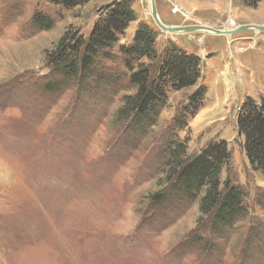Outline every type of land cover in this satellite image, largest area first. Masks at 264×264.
I'll return each mask as SVG.
<instances>
[{"label": "rangeland", "instance_id": "1", "mask_svg": "<svg viewBox=\"0 0 264 264\" xmlns=\"http://www.w3.org/2000/svg\"><path fill=\"white\" fill-rule=\"evenodd\" d=\"M117 1L65 8L0 0V264H264V173L249 165L236 127L243 102L264 98V31H163L150 0H128L137 20L106 50L110 57L95 61L93 76L66 77L47 62L65 31L87 38ZM155 5L168 26L264 25V1ZM35 13L52 26L39 28ZM140 22L157 33L158 52L175 44L197 55L200 78L194 87H168L155 125L134 138L117 130L112 116L133 90L119 47L131 43ZM199 86L206 90L200 108L185 128H175L173 118ZM177 139L186 156L225 141L230 158L219 179L241 190L242 217L213 231L199 198L153 204L165 146Z\"/></svg>", "mask_w": 264, "mask_h": 264}, {"label": "trees", "instance_id": "2", "mask_svg": "<svg viewBox=\"0 0 264 264\" xmlns=\"http://www.w3.org/2000/svg\"><path fill=\"white\" fill-rule=\"evenodd\" d=\"M53 4L72 8L89 0H49ZM264 0H243L246 6L255 7ZM104 16L95 21L87 38H76L68 31L57 41L49 53L47 62L66 77L88 73L100 57H110L106 50L118 40L129 24L137 20L128 0L112 2L104 10ZM39 28L52 26L51 18L40 13L32 16ZM157 33L149 25L140 22L130 44L121 45L119 52L128 71L131 93L124 94L114 110L112 123L123 135L142 136L148 127L155 125L157 115L167 100V88L182 90L197 85L200 78V58L175 44L161 52L156 47ZM76 78V77H75ZM86 78V77H85ZM51 84L48 83L47 86ZM203 86L196 87L188 97V103L179 116L174 117L175 128L187 126L186 117L194 115L202 104ZM236 127L243 137L242 147L249 165L264 173V98L257 102L247 98L237 112ZM126 132V133H125ZM176 135V134H175ZM185 142L168 141L165 146L163 185L153 198L154 205L177 199L199 198V211L207 225L215 230L232 224L244 215L241 205L242 192L226 181L222 186L219 175L230 158L225 141L209 143L200 153L186 156Z\"/></svg>", "mask_w": 264, "mask_h": 264}, {"label": "water", "instance_id": "3", "mask_svg": "<svg viewBox=\"0 0 264 264\" xmlns=\"http://www.w3.org/2000/svg\"><path fill=\"white\" fill-rule=\"evenodd\" d=\"M150 7H151V15L152 18L154 19L156 25L161 28L163 31H168V32H174V33H179L183 31H195V30H205L209 31L212 33H217V34H230L233 32H238L243 29H257V30H262L264 31V25H255V24H246L242 25L240 27H237L235 29H232L231 31H227L224 29H216L210 26H205V25H194V26H168L165 25L158 17L157 10H156V5H155V0H150Z\"/></svg>", "mask_w": 264, "mask_h": 264}, {"label": "bare ground", "instance_id": "4", "mask_svg": "<svg viewBox=\"0 0 264 264\" xmlns=\"http://www.w3.org/2000/svg\"><path fill=\"white\" fill-rule=\"evenodd\" d=\"M234 22L233 21H229V24H233ZM205 26H208V25H205ZM236 27H231V26H227L225 27L226 30H231V29H234ZM193 30H191L190 32H192ZM195 31H205V30H195ZM185 32V31H183ZM209 32V31H208Z\"/></svg>", "mask_w": 264, "mask_h": 264}]
</instances>
